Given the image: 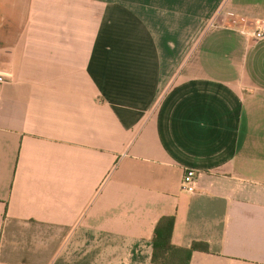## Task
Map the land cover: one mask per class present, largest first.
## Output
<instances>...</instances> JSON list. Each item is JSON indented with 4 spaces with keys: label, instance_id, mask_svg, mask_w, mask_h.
<instances>
[{
    "label": "crops",
    "instance_id": "obj_1",
    "mask_svg": "<svg viewBox=\"0 0 264 264\" xmlns=\"http://www.w3.org/2000/svg\"><path fill=\"white\" fill-rule=\"evenodd\" d=\"M259 20L264 0H0V264H153L162 216L207 246L189 264H264Z\"/></svg>",
    "mask_w": 264,
    "mask_h": 264
},
{
    "label": "trees",
    "instance_id": "obj_2",
    "mask_svg": "<svg viewBox=\"0 0 264 264\" xmlns=\"http://www.w3.org/2000/svg\"><path fill=\"white\" fill-rule=\"evenodd\" d=\"M173 226V216H162L155 223L151 238L153 264H189L192 251L207 250V246L200 242H193L187 248L172 244Z\"/></svg>",
    "mask_w": 264,
    "mask_h": 264
},
{
    "label": "built area",
    "instance_id": "obj_3",
    "mask_svg": "<svg viewBox=\"0 0 264 264\" xmlns=\"http://www.w3.org/2000/svg\"><path fill=\"white\" fill-rule=\"evenodd\" d=\"M229 16L233 17L232 14H229ZM232 21V23L235 24L234 19H232ZM252 25L254 26L253 30H248L247 28L241 27L239 28V32L252 40L262 38L264 36V20L252 22ZM4 82V77L0 75V85H2ZM197 175V172L193 169L184 170L181 181V189L187 193H193L196 189Z\"/></svg>",
    "mask_w": 264,
    "mask_h": 264
}]
</instances>
